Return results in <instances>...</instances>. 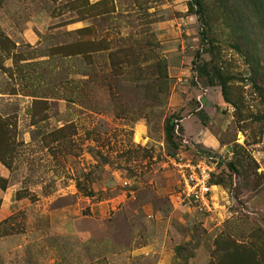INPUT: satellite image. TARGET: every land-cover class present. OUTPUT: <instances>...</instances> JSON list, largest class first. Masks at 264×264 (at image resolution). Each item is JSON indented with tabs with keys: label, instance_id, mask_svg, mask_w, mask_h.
I'll use <instances>...</instances> for the list:
<instances>
[{
	"label": "rangeland",
	"instance_id": "374dc122",
	"mask_svg": "<svg viewBox=\"0 0 264 264\" xmlns=\"http://www.w3.org/2000/svg\"><path fill=\"white\" fill-rule=\"evenodd\" d=\"M201 4L0 0V264H264V0Z\"/></svg>",
	"mask_w": 264,
	"mask_h": 264
},
{
	"label": "built area",
	"instance_id": "2783aa9c",
	"mask_svg": "<svg viewBox=\"0 0 264 264\" xmlns=\"http://www.w3.org/2000/svg\"><path fill=\"white\" fill-rule=\"evenodd\" d=\"M220 155L187 158L177 156L173 162L180 177L182 196L199 212H210L216 205L217 196L224 191L214 184Z\"/></svg>",
	"mask_w": 264,
	"mask_h": 264
},
{
	"label": "trees",
	"instance_id": "16d2710c",
	"mask_svg": "<svg viewBox=\"0 0 264 264\" xmlns=\"http://www.w3.org/2000/svg\"><path fill=\"white\" fill-rule=\"evenodd\" d=\"M196 3H197V5L199 6V8L202 6V4H201V0H196ZM166 134H167L168 139L170 140L171 137H170L169 133L166 132ZM214 184H215V183H214Z\"/></svg>",
	"mask_w": 264,
	"mask_h": 264
}]
</instances>
